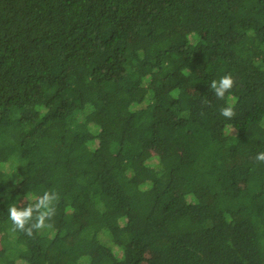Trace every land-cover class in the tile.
Here are the masks:
<instances>
[{
	"label": "trees",
	"instance_id": "obj_1",
	"mask_svg": "<svg viewBox=\"0 0 264 264\" xmlns=\"http://www.w3.org/2000/svg\"><path fill=\"white\" fill-rule=\"evenodd\" d=\"M259 152L264 0H0V264H264Z\"/></svg>",
	"mask_w": 264,
	"mask_h": 264
},
{
	"label": "clouds",
	"instance_id": "obj_2",
	"mask_svg": "<svg viewBox=\"0 0 264 264\" xmlns=\"http://www.w3.org/2000/svg\"><path fill=\"white\" fill-rule=\"evenodd\" d=\"M234 78L231 74L223 75L218 80L211 81L210 88L214 90L217 99L223 100L234 86ZM220 114L226 119H232L236 113L234 105H228L220 109ZM255 160L264 163V152H259ZM27 206L12 204L8 208L9 220L12 224V231L24 232L32 236L34 231L50 228L49 223L56 215V204L59 201V194L54 191H44L42 195L30 197Z\"/></svg>",
	"mask_w": 264,
	"mask_h": 264
}]
</instances>
